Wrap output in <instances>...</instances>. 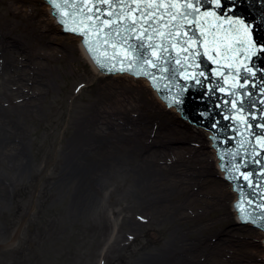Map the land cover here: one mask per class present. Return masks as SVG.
<instances>
[{
  "label": "rangeland",
  "instance_id": "1",
  "mask_svg": "<svg viewBox=\"0 0 264 264\" xmlns=\"http://www.w3.org/2000/svg\"><path fill=\"white\" fill-rule=\"evenodd\" d=\"M45 5L26 2L41 20ZM10 13L0 0V32L24 38L23 19ZM53 30L57 40L37 61L11 65L10 55L0 57V264L262 263L255 236L261 229L237 223L235 214L226 225L196 153L155 156L161 142L186 126L195 134L207 129L172 110L147 79L98 74L77 49L69 51L78 36ZM25 41L32 43L29 36ZM102 75L130 89L102 90ZM106 98L110 110L131 103L128 117L104 124L81 153L72 152L80 124L102 111L97 103ZM153 160L158 172L151 184L137 169ZM220 175L216 170L211 178L230 191ZM221 228L241 246L220 242Z\"/></svg>",
  "mask_w": 264,
  "mask_h": 264
},
{
  "label": "water",
  "instance_id": "2",
  "mask_svg": "<svg viewBox=\"0 0 264 264\" xmlns=\"http://www.w3.org/2000/svg\"><path fill=\"white\" fill-rule=\"evenodd\" d=\"M49 1L56 10L53 9V12L57 19L59 17L61 23L65 26L64 33L82 35L84 43L98 64V67L108 72L123 70L136 74L138 70L136 68L129 69L125 66L122 69L119 63L121 59L120 54L116 52L115 58H112L115 50L110 45L105 46L102 44L92 35L91 31H89L87 36L83 33L71 31L72 27L77 26L72 20L78 21L81 19L79 15H73L76 9L72 5L76 4L81 12L86 11V8L81 7L82 0H56V3H53V0ZM164 2L169 4L172 0H164ZM177 2L180 5H183L185 2L193 3L196 7L200 8L201 12L215 9V5L202 6V0H177ZM235 2L236 7L233 12L227 13V15H233V18L244 19L245 23L251 25L252 35L257 43H264V0H235ZM47 3L49 2L47 1ZM226 3L230 4L231 0H226ZM57 4L60 5V8H57ZM112 4L115 8L117 0H112ZM92 5H95L97 8L100 7L98 0H90L88 6L91 7ZM167 11L175 13L177 11L183 12L184 9L183 7L179 9L169 8ZM166 15L167 12H165L164 16L166 17ZM221 15H225L223 10L221 11ZM65 19L69 20L68 24L64 23ZM165 22V19H161L160 28L162 31H167L164 28ZM171 23L174 22L169 21V27H171ZM185 27L193 29L199 35V30L195 29L194 26L185 25ZM224 27H227V25L225 24ZM191 34L192 32L189 31V35ZM86 41L92 42L95 52L90 50L89 44ZM199 51L200 55L196 57V63L199 67L189 69V71L203 72L205 74L203 77H199L201 80L199 84L195 80H184V77L176 71L179 65H176L171 57L168 58L169 63L163 65V67L169 69L167 72H160L151 67L145 69L156 77L155 81L143 73L136 75L147 77L169 105H177L182 114L188 118H185L186 121L197 122L199 125L194 123L196 126L203 125L214 133L215 148L222 160L220 166L226 171L227 180L232 182V186H234V189L240 195L235 207L240 212L244 223L252 222V224H255V227L264 229V149L260 147L256 140L257 136L264 135V129L259 127L260 124H264V104L259 102L264 100V73H260L259 71L260 67H264V54L245 60L242 53H237L242 66L238 71H233L226 66L227 63L236 62L235 58L232 60L226 59L230 53L226 51L222 53L211 51L210 54L216 56L220 61L217 64L208 58V54H205L202 44ZM173 57L176 59L181 58L176 55L175 50H173ZM245 63L247 67L256 69L257 75L255 77H252L244 70L243 64ZM217 69L222 70L224 75L217 76L215 74V70ZM103 70H100L101 73H104ZM136 78L140 79V77ZM245 81H247L248 86L240 92V95L244 96L242 105L238 96L230 95L228 91H220V88H225L235 93L237 87L233 86L243 85ZM209 85L212 87H209ZM178 88H183L184 91L178 94ZM247 93H251V95L249 96ZM172 96H177V101H182V103L173 102L171 100ZM232 99H237L238 106L244 108L243 112H234L232 110V106L229 103ZM252 114L257 119H253ZM240 116L246 117L247 122L240 120ZM249 124H251V127L248 126ZM203 126H201L202 129H206ZM241 173H251V176L246 180Z\"/></svg>",
  "mask_w": 264,
  "mask_h": 264
},
{
  "label": "snow or ice",
  "instance_id": "3",
  "mask_svg": "<svg viewBox=\"0 0 264 264\" xmlns=\"http://www.w3.org/2000/svg\"><path fill=\"white\" fill-rule=\"evenodd\" d=\"M56 3V0H53ZM100 7L92 5L89 7L90 0H82L81 7L86 8V11L81 12L76 4L72 7L76 9L73 15H79L81 19L78 21L73 19L72 22L77 26L72 27L71 31L88 35L89 31L92 35L105 46L110 45L114 49L113 57L116 52L121 56L119 63L123 69L125 66L129 69L136 68L137 75L146 74L153 81L156 77L151 72L145 69L151 67L160 72H167L169 69L163 67L169 63L168 58L179 65L176 71L184 77L186 81L195 80L197 84L201 83L199 77H203V72L189 71L196 69L199 65L196 63V57L200 55V45H203L205 54L208 58L217 64L220 61L216 56L211 55V51L222 53L224 51L230 53L227 60L236 59L235 63H227L226 66L233 71H238L242 62L239 60L237 53H242L245 60L253 56L264 54V43L258 44L252 35L250 24L245 23L244 19L233 18L232 13L236 7L235 0L231 3H226V0H202L203 5H215V9L201 12L200 8L195 4L185 2L180 5L177 0H172L166 4L164 0H117L115 8L112 0H98ZM141 5H143L141 7ZM60 8V5H56ZM183 7V12L167 11L169 8L179 9ZM225 15H221V11ZM167 12L166 17L164 16ZM138 13V14H137ZM191 17V19H190ZM161 19H165L164 28L167 31H162L160 28ZM172 21L171 27L168 22ZM65 24L69 23L68 19L64 20ZM227 27H224V25ZM82 25V26H81ZM147 25V27H146ZM185 25H192L199 30V35L193 29L186 28ZM189 31L192 32L189 35ZM89 44L90 50L95 52L91 41H86ZM173 50L180 59L173 57ZM155 61V62H154ZM244 70L252 77L257 75L255 68L247 67L243 64ZM260 73H264V67H260ZM217 76H223L222 70H215ZM227 80V78H225ZM247 81L243 85L237 87L235 93L228 89L220 88L221 92L228 91L230 95L238 96L240 104L244 102V96L240 92L247 87ZM209 87H212L209 85ZM184 91L183 88H178L179 92ZM251 95V93H247ZM173 102L177 101V96H172ZM264 104V100L259 101ZM234 112H243L244 108L238 106L237 99L229 101ZM253 119H257L252 114ZM240 120L247 122L244 116L239 117ZM251 127V124L248 125ZM264 129V124L259 125ZM257 143L264 149V135L256 137ZM244 179H249L251 173H241Z\"/></svg>",
  "mask_w": 264,
  "mask_h": 264
},
{
  "label": "bare ground",
  "instance_id": "4",
  "mask_svg": "<svg viewBox=\"0 0 264 264\" xmlns=\"http://www.w3.org/2000/svg\"><path fill=\"white\" fill-rule=\"evenodd\" d=\"M28 0H2V3L6 6L9 7L10 9V14L12 15H17L20 16L26 26V31L27 34L24 38H22L20 35L13 36L12 34L10 35L7 32H0V57H3L5 55H10L8 61V64H15L19 62H23L25 65H27V60L34 61L36 59H40L43 57L44 53L41 52L40 50H46L49 48L52 42L57 40V35L54 36L50 30V26L54 27V32H63V25L59 23L56 15L53 12V8L50 3H47L46 0H41L42 2L46 3L45 5L47 8V19L41 20L38 18L36 15L31 12V10L26 8V2ZM29 38L32 40V43L30 46L26 43L25 38ZM78 44L73 45L74 49H72L70 46H67L69 48V51L73 52L76 49L81 53V57L84 58L85 60H88L94 70L96 72L101 73L100 67L95 64L93 61V58L90 57L91 55L89 54L88 50L86 49L84 43H83V37L78 36L76 37ZM32 48V49H31ZM19 59V60H18ZM37 61V60H36ZM36 63V62H35ZM20 64V63H19ZM5 69L6 65H3ZM103 74V73H102ZM105 74V73H104ZM125 74V73H124ZM127 75H118V78H125ZM129 76V75H128ZM102 78L98 81L97 87L101 88H115L118 85H120L121 88L130 89L129 87L131 86L130 84H109L108 80L105 79L104 75L101 76ZM134 80V79H133ZM148 80V79H147ZM124 81V80H123ZM149 81V80H148ZM129 82H133L132 80H129ZM150 82V81H149ZM132 84V83H131ZM147 84V82H146ZM151 84V83H150ZM148 85V84H147ZM133 90V89H132ZM139 92H141V89H138ZM156 91V90H155ZM157 94V91L154 92ZM144 97V96H143ZM146 99V98H145ZM110 100L111 98H106L104 100L99 101L97 104L104 105L103 110L100 112H97L94 114L90 119H85L86 122L80 124V129L77 130L78 133L73 139V144H74V149L72 152H75L77 154L81 153L82 149H84V145L88 144L91 142V140H94L98 134H100L101 129L103 128L102 126L104 124L107 125H119L118 118H122L123 116L128 117L129 111L131 108H129V104H125L124 100L122 103L120 102V105H115L112 110H110ZM172 110H175V107H173ZM174 125H179L178 121L177 123H174ZM197 133L195 134L194 131L191 129V127L186 126V129L180 130V136L178 137H169V139H166L165 141L160 143V147L155 150V156L158 154H166V153H171L175 151H192L196 156V159L199 160V164L201 167L200 168V174L201 176H204V184L209 185L208 189L212 191V193L215 194V205L217 208H221L222 215H225L223 217L226 225L233 219V215L235 214L236 218L239 219L237 223H241V219L239 217V212L237 209H234V212L232 211H227V205L230 204L231 207L235 206V202L237 201L239 197V193L237 191H233V184L232 182H229V180H226V172L221 168L220 163H221V158L218 155V152L215 148L214 142H213V133L210 130H205V132H202L200 130L196 131ZM154 142V141H153ZM182 142V144L178 143ZM176 143V144H175ZM178 143V144H177ZM191 143L195 144L197 147H192ZM154 144V143H152ZM208 148V149H207ZM211 159V161H210ZM152 164H144L141 165V167L138 170V175L140 179L144 182L146 181H151L150 183L153 184L157 181L156 175L158 170L156 169V165L153 162ZM218 174L220 173L222 178L228 182L229 190L227 191L225 189L224 183L221 181H214L211 177L212 175L216 172ZM235 208V207H234ZM245 226H248L245 224ZM238 228V227H237ZM239 231V230H238ZM217 239H220V242H232L235 245L241 246L240 239L233 238L232 236L234 233L232 231H229L228 229L221 228L216 232ZM226 235V236H224ZM255 236H259L258 243L256 248L258 249L256 252L263 253V261L262 263H256V264H264V248H263V242H264V230L257 231ZM235 241V242H234ZM253 241H256V238H253ZM250 243L251 241L249 240H244V243ZM260 255V254H259Z\"/></svg>",
  "mask_w": 264,
  "mask_h": 264
}]
</instances>
